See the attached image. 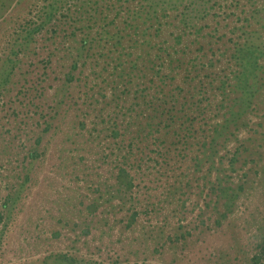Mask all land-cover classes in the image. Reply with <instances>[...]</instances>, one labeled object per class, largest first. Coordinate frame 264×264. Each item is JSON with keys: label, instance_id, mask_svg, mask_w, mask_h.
Wrapping results in <instances>:
<instances>
[{"label": "rangeland", "instance_id": "374dc122", "mask_svg": "<svg viewBox=\"0 0 264 264\" xmlns=\"http://www.w3.org/2000/svg\"><path fill=\"white\" fill-rule=\"evenodd\" d=\"M264 0H0V264H264Z\"/></svg>", "mask_w": 264, "mask_h": 264}, {"label": "trees", "instance_id": "16d2710c", "mask_svg": "<svg viewBox=\"0 0 264 264\" xmlns=\"http://www.w3.org/2000/svg\"><path fill=\"white\" fill-rule=\"evenodd\" d=\"M263 250H264V246H263Z\"/></svg>", "mask_w": 264, "mask_h": 264}]
</instances>
